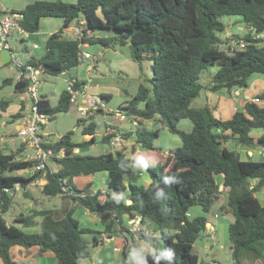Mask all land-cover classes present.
Masks as SVG:
<instances>
[{
    "label": "trees",
    "instance_id": "obj_1",
    "mask_svg": "<svg viewBox=\"0 0 264 264\" xmlns=\"http://www.w3.org/2000/svg\"><path fill=\"white\" fill-rule=\"evenodd\" d=\"M5 11V10H4ZM7 12L19 15V24L25 33H36L42 17H59L61 27L51 33L45 43V52L33 56L27 63L42 69L47 75L57 76L65 72L73 79L74 89L86 83L69 70L76 69L84 60L82 46L86 43L101 45L129 44L130 57L140 63L151 62L152 74L147 79L150 87L140 84L137 93L118 108L131 115L135 124L141 120L157 118L170 132L178 134L181 145L153 162V139L157 131L137 126L120 131L125 140L132 136L139 149L127 156L123 147L114 153L82 154L81 149L96 143V123L92 116L79 119L81 133L86 140H74L72 132L62 134L53 142L43 141L42 146L55 151L62 150L61 158L52 159L56 169L47 168L24 176L21 173L4 174V170H25L33 163L23 160L16 150L5 153L0 147V261L2 264H18L11 255L14 246L50 250L60 264H78L87 258L89 251L84 233L93 234V244L103 243L95 233L111 236L117 226L119 233L129 238L134 256L143 264H204L192 251L194 242L206 230L208 214L213 206L221 213H231L228 238L232 246L233 264L243 263V253L262 258L264 262V203L255 195L264 191V159L256 160L241 153L239 148L264 146V105L246 100L242 109L235 110L230 118L222 119L216 114V105L206 103L193 107L191 103L199 95L202 86L199 73L217 65L208 90L248 86L253 73L264 75V43H249L233 54H225L219 32L224 30L222 16L238 15L245 25L264 31V0H34L20 10ZM85 19L79 37L67 35L65 28ZM110 29L114 35H96L95 30ZM13 81L14 91L21 94L29 84L26 80L5 78L2 85ZM104 100L109 93H100ZM264 99V90L257 94ZM38 109L53 116L58 111H67L71 93L61 91L58 102L52 106L41 94ZM143 103V107L138 104ZM9 101L0 99V110L6 111ZM23 108L15 112L18 118ZM95 111L102 113L100 108ZM182 118L192 122L190 131L177 127ZM134 123V121L130 122ZM43 125V124H42ZM253 128L262 129L257 138L250 134ZM114 136L105 129L101 141ZM233 142L236 148L227 143ZM79 149V151H75ZM136 150H134L135 152ZM133 155V156H132ZM147 155V156H146ZM141 166L149 175L148 185L124 182L130 163ZM106 171L109 183L104 192H92L90 184L77 188L74 176L92 175ZM222 175V183L217 176ZM44 179L41 192L48 196L65 195L68 202L60 209H34L30 214H20L14 223L28 227L36 217L41 218L37 231L31 232L3 218L14 195L5 191L18 183L24 194L28 184ZM63 187L69 194L63 193ZM224 202L217 206L219 196ZM131 200L130 203H126ZM193 206L200 213L188 216ZM82 207L90 213H100L103 230L83 226L73 216L74 210ZM140 217L138 230L124 220ZM152 224L153 229L149 227ZM159 233L165 256L158 259V251L141 249L134 238L153 242V233ZM100 241V242H98ZM161 251V252H162Z\"/></svg>",
    "mask_w": 264,
    "mask_h": 264
},
{
    "label": "rangeland",
    "instance_id": "obj_2",
    "mask_svg": "<svg viewBox=\"0 0 264 264\" xmlns=\"http://www.w3.org/2000/svg\"><path fill=\"white\" fill-rule=\"evenodd\" d=\"M229 20L236 21V23L242 27V30L239 31L235 23L229 28L230 31L244 34L245 23L241 20L240 16L226 15L221 17V21L224 24L229 22ZM94 33L96 35L115 34V32L110 29H98L95 30ZM16 34V32H13V35L9 41L10 45L13 50L18 51V54L24 55V51L22 50L23 42L17 38ZM82 49L89 52L92 57L91 59L84 58L83 62L73 71V75L83 78L86 81L89 93L96 91V89L109 93L110 99L103 100V102L105 104V109L112 112H106L107 114H105V112L100 113L95 111L94 107L88 104H83L84 109L81 110L77 108L74 101H71L69 109L67 111H58L53 116L49 117V119L45 123H43V125L39 129V134L44 141L53 142L57 140L62 134L72 132L73 139L81 140L83 138V135L81 133L82 125H77V121L79 119L92 116L93 120L96 123V143L91 145V147L89 148L82 149L81 153L99 154L105 151L114 153L116 151V148L112 146L111 140H106L104 142L101 141V137L105 132L104 119L113 118L115 116V113H113V111L115 112L118 108L124 106L137 93L140 84H144L150 87V83L147 81V79L151 77L152 74L151 62L149 60H142L140 63L134 61L130 57V47L128 43H116L108 46L98 43H92L86 46H82ZM4 51L8 53L7 50ZM87 64H90L92 66L89 77L86 76ZM216 69L217 65H213L199 73L198 83L202 86V89L199 95L191 103V106L201 107L208 102V99H206V97L207 95L211 97L213 91L208 90L207 87L209 86L210 80ZM14 76V73L8 70L4 63L0 64V99L8 100V105H10L8 108H6V112L3 113L2 116L0 110V147L4 148L3 151L5 153L16 150L21 145L20 139L16 135L17 117L14 115L15 112L19 110L18 109L14 111L16 104L18 103V100H14V98L17 97V93L14 92L13 84L2 85V82L5 78L11 77V79H14ZM255 76H262V78H264V75L260 73H253L249 77L248 83H250ZM65 78L66 77L63 74H59L57 76L41 74L38 78L37 94L39 96L41 94L46 95L50 104L52 106L56 105L61 91L64 90L67 86ZM219 92L223 95L226 94L225 89L219 90L216 93ZM236 104L238 108L241 109V105H239V103ZM260 104L264 105V99H261ZM138 107H143V103L138 104ZM132 120L133 117L131 115H127L124 121L115 122V125L118 126L116 128H119L120 131H125L127 130L126 126L130 124L133 129L137 126H141L150 130H156L157 135L153 139L154 150L152 154H149L148 156L146 155L148 158L151 157V159H153V162H156L158 159H160V156V160H162V156H164L168 152V150L181 145L180 136L178 134L170 132L160 123L157 118L141 120L138 122V124L130 123V121ZM119 126H122L124 129ZM177 127L182 131L188 132L192 128V122L188 118H182L178 121ZM256 130L257 129L255 128L253 133L258 132ZM259 146L261 147L260 144ZM122 147L125 150L126 155L130 157L131 154L135 153L134 150H136V148L139 149V144L136 143L134 136H132L129 140L124 141L119 149ZM260 150L262 153L263 149L261 148ZM261 153L254 156V159H264ZM50 166L51 169H56V165L52 162ZM130 168L131 171L137 169L144 170L141 166L134 162L130 163ZM2 173H21L24 176L28 175L27 171L25 170H4ZM33 187L37 188L36 190L31 191L34 196L33 199H28L26 196H24L22 194V190L18 191L15 194L11 204L9 205V208L5 213H3V218L8 224H15L16 226L28 231L37 230L39 229V226H36L35 224L25 227L21 223H14L13 220L21 213L24 215L30 214L35 209L36 205L45 208L52 206L53 203L56 204V202L53 200H49L47 198L43 199V197L41 196V191H39L38 188V183H35ZM255 195L260 200V202L264 203V191L257 192ZM222 197L223 196H219L218 202L220 201V199H222ZM27 204L28 206H30L28 210ZM58 204H61V201H57V205ZM199 210L200 208L198 206H193L189 210L188 216L190 218L193 217L195 214H198L196 211L199 212ZM215 213L218 216L217 218H214ZM208 217L212 223H217V232L215 234H208L203 232L201 236L194 242L192 251L198 256L199 261L203 262L204 264H233L234 260L231 254L232 246L228 238L227 227L228 219L232 218V214L229 213L227 216L225 213H221L216 206H213L212 210L208 214ZM35 220H38V217ZM86 221L87 222L82 221V223L92 229H95L99 225L98 217H93V221H90L88 218H86ZM149 228L151 230L153 229L152 224ZM96 234L99 233L96 232L95 235ZM82 237L87 241V248L89 251V255H91L94 252V248L97 247L93 244V234L84 233L82 234ZM105 243L109 244L110 246L122 245V243L118 240H109ZM137 244L141 247V249L145 251L159 252L163 250V248H161L162 239L159 233H157V235L154 237L153 242L142 239L138 241ZM262 244H264V241L262 242ZM36 248L38 247L34 246L29 249L20 247L15 252H12L11 250V254L19 264H24V261L27 260L29 256H31L33 259L31 260L32 262L27 261V264H48V262H51V259L47 258L48 256H51V258H54L53 260H56L57 263L53 264H60L55 255L50 250L42 251L44 252V254H47L43 255L42 257L33 255V252ZM250 256L254 257L252 254L244 252L242 264H248L247 260ZM89 258L90 257L88 256L87 258L80 259L79 264H89ZM117 259L125 264H137L132 257L126 258L121 250H118ZM260 259L263 261L262 258ZM18 260L21 261L19 262ZM33 261H35V263H33ZM262 261H260L259 263L257 261L256 264H263ZM0 264L2 263L0 262Z\"/></svg>",
    "mask_w": 264,
    "mask_h": 264
},
{
    "label": "crops",
    "instance_id": "obj_3",
    "mask_svg": "<svg viewBox=\"0 0 264 264\" xmlns=\"http://www.w3.org/2000/svg\"><path fill=\"white\" fill-rule=\"evenodd\" d=\"M31 1L32 0H0V9L5 10V11L20 10L28 2H31ZM64 1H67V0H64ZM75 1L76 0H69L67 2H75ZM62 22H63V20L61 18H59V17H42V18H40L38 32H36V33H26V35H24V36H20L19 34H16L17 38L23 42L22 50L24 51L23 52L24 55L18 54L17 50H13V52L17 53V55L24 62H27L28 59H30L33 56L38 57V56L43 55L44 52H45V43H46V40H47L48 36L51 33L57 31L61 27ZM235 23H236V21L229 20V22L224 24V26H225L224 28H227V27L230 28ZM236 27H237V29L239 31L242 30V27L240 25H238L237 23H236ZM66 28H65V32L67 33V35H69L68 34V30H66ZM233 33L239 34L238 32H233ZM86 45H88V43H86L84 46H86ZM84 52H87V51H84ZM9 59H10V55L4 50H0V64L4 63L6 68L8 70H10L12 73H14L15 76H14L13 80L15 82L17 80L16 71H15L14 68H12L10 66ZM7 78L11 79V77H7ZM77 78L83 79V78H80V77H77ZM10 84L14 85L13 81ZM232 90H234V92H235L234 96L230 95ZM232 90H230V91L226 90V94L225 95H223L220 92L219 93L213 92L211 97H209L208 95L206 97V99H208L207 103L215 104L217 106L216 107V114L219 117H221L222 119L230 118L233 115V112L235 110H239V108H238L236 103H239V105H241V109H242L244 104H245V102H246V100H252L253 101L254 98H257V94L264 90V78H262V76H255V77H253L252 81L250 83H248L247 87L234 88ZM100 93H107V92L99 91V90L96 89V91L91 92L90 94H98L99 95ZM14 100H18V103L16 104V107H15L14 111H16V110H18L20 108H24V105L26 103H29L28 100H22L21 95L19 93H17V97H15ZM9 106L10 105H8V107ZM5 112L6 111H1V116ZM119 127L123 128L122 126H119ZM126 127H127L126 128L127 130L128 129H132L130 124H128ZM256 129H257L256 131H258V132H254L253 133L255 128H253L250 131V134L253 137H255V138H257L258 136H260L262 134V129H260V128H256ZM86 139H87V137L83 136V138L81 140H86ZM74 140H76V139H74ZM227 145L230 148H236V146H235V144L233 142H228ZM89 147H91V146H88V147H85V148H82V149H86V148H89ZM258 147H260L259 144L256 145L254 148L242 147V148H239V149H240L242 154L245 155V153H246L247 155L252 156L254 158V156H256L257 154L261 153L260 149L262 148L263 151H262L261 154H262V156L264 158V146H261L260 148H258ZM82 149H81V151H82ZM77 151H79V149H76V152ZM124 152H125V150H124ZM137 152H138V148H136L135 153H137ZM258 160H263V159H258ZM222 179H223L222 175H218L217 176V181L220 184L222 183ZM72 180H73V182H74V184L76 185L77 188H82V187L85 186V184L89 183L90 184V190L92 192H95L97 190H100L101 192H104L106 190L107 186H108V183H109V176H108V173L106 171H100V172H96L95 174H92V175H83V176L78 175V176H74ZM124 182H125V184L133 183V184H138V185L142 184V185L146 186L150 182V177H149V175L147 174V172L145 170H138V169L137 170H132V171L130 170L129 173L125 174ZM35 183H38L39 191H41V185L45 183V180L44 179H40L38 182H33V183H30V184L27 185V187L25 188L26 194H24L23 192H22V194L24 196H26L28 199L29 198L33 199V197H34L31 191H34V190L37 189V188L33 187V185H35ZM41 196L43 197V199L47 198L49 200H53V201L56 202V204L53 203L54 205L52 204V206H50V207H45L47 209H60L63 206V204L68 202V200H67L65 195H56L54 197H48V196L44 195L41 192ZM221 196L224 197V195H221ZM223 197L217 203V206L221 205L224 202ZM57 201H61V204L57 205ZM29 207L30 206H28V204H27V210L29 209ZM35 209H42V207H39V205H36ZM200 211L201 210H199V212L198 211H196V212L200 213ZM228 214L229 213H227L226 215L228 216ZM73 216L75 218H77L83 226H87V225L82 223V221L83 222H87L86 218H88L90 221H93V217H98L99 225H98V227L95 228V230H99V231L103 230V226L104 225L101 222L102 214H100V213H90V212H88L86 209H84L82 207H77L74 210ZM217 217L218 216L215 213L214 214V218H217ZM35 219H34L33 224H35L36 226H40L41 218L38 216V220H35ZM124 220L128 224L131 223L130 222L131 219H129V217L127 215L124 216ZM232 220H233V216H232L231 219H228L227 227H228V224ZM217 226H218L217 223H212L211 220L209 219V222L206 224V230L204 232L208 233V234H211V233L215 234L217 232ZM37 230H31V232H34V231H37ZM156 235H157V233H153V237H155ZM103 237H105V241L103 243L94 244L97 247H95L94 250H93L94 252L91 255H89V257H90L89 258L90 259L89 264H95V263H97V264H125V263H123V262H121V261H119L117 259L118 258V250H121L123 255L126 258L132 257L133 260L137 264H143L142 260L140 258H137V257L134 256L133 249L131 247V243H130L129 238H127L124 235H122L121 233H119L117 226L114 227L111 236H107L106 233H101L97 238L101 239ZM134 238H135V240H137V242L140 241L139 239H137L136 234H134ZM109 240H114V241L118 240V241H120L122 243V245L121 246H119V245H114V246L111 245L110 246L109 244L105 243V242H107ZM98 242H100V241H98ZM19 248H20V246H14V247H12L11 250H12V252H15ZM22 248H25V247H22ZM161 248H163V247H161ZM161 248H160V250H161ZM25 249H29V248H25ZM42 251L43 250H41L38 247V248H36L34 250L33 255H37V256H40V257H42L43 255H47V254H44V252H42ZM159 252H161V251H159ZM47 258L51 259V262H48V264L49 263H51V264L57 263L56 260H53L54 258H51V256L50 257L48 256ZM32 259L33 258L31 256H29V258L24 261V264H27V261H31ZM18 261L20 262L21 260H18ZM257 261L259 263L262 260L260 258H255V257H251L250 256V257H248L247 263L248 264H256ZM33 263H35V261H33ZM262 263L264 264L263 261H262ZM78 264H79V261H78ZM127 264H132V263H127Z\"/></svg>",
    "mask_w": 264,
    "mask_h": 264
},
{
    "label": "built area",
    "instance_id": "obj_4",
    "mask_svg": "<svg viewBox=\"0 0 264 264\" xmlns=\"http://www.w3.org/2000/svg\"><path fill=\"white\" fill-rule=\"evenodd\" d=\"M86 23L85 19L81 18L72 23L66 28L68 30L69 36L72 38L79 37L82 33V28ZM13 32H16L20 36L26 35L24 30L19 24V15L16 13H11L0 9V50H7L10 55V66L15 69L17 80L22 79L29 82L24 92H22V100H28L29 103L24 105V108L21 112V115L17 118L16 126V135L20 139L21 144L24 146V150L19 154L20 158L23 160L32 161V165L26 169L28 174H34L38 171L43 173L47 168H50L52 159L61 158L64 155L62 150L55 151L52 148H45L42 146L44 141L39 134V129L42 124L48 120V115L38 109V100L39 95L37 94V85L39 76L45 75L46 73L40 69L36 68L33 65L22 61V59L13 52V49L10 45V39L13 35ZM221 44L218 48L225 54H233L244 49L249 43H264V31H258L252 25H245L244 34L233 33L229 28H224L223 31L218 33ZM83 57L85 59H91V55L88 52H83ZM92 66L87 64L86 66V76L89 77ZM63 75L66 73L63 72ZM65 81L67 83L66 90L71 93V101H74L77 108L83 110L84 105L88 104L94 108H100L105 114L108 111L105 109V104L98 94H90L88 92L87 83L83 84L80 89H74V81L65 75ZM231 96L235 95L234 90L230 93ZM81 98V99H80ZM254 102H259L260 99L254 98ZM107 112V113H106ZM115 116L111 119H104L105 129L108 133H113L114 136L110 139L112 146L119 149L121 144L125 141L120 135L119 128H116L115 122H122L126 119L125 112L117 109ZM134 123L135 119L133 118ZM130 121V122H132ZM38 182V180L34 181ZM22 190L21 186L18 183H15L12 188H5V191L10 192V194L15 195L18 191ZM63 193L69 194L70 192L66 191L63 187ZM132 231H137L138 226L137 222L132 219ZM105 241V237L102 239Z\"/></svg>",
    "mask_w": 264,
    "mask_h": 264
},
{
    "label": "water",
    "instance_id": "obj_5",
    "mask_svg": "<svg viewBox=\"0 0 264 264\" xmlns=\"http://www.w3.org/2000/svg\"><path fill=\"white\" fill-rule=\"evenodd\" d=\"M73 70H74V69L71 68L69 71H70V72H73ZM130 202H131V200H127V201H126V203H130ZM139 220H140V217H137L136 219H134V221L137 222V223L139 222ZM131 221H132V220H131ZM99 235H100V234H96L97 237H98Z\"/></svg>",
    "mask_w": 264,
    "mask_h": 264
},
{
    "label": "clouds",
    "instance_id": "obj_6",
    "mask_svg": "<svg viewBox=\"0 0 264 264\" xmlns=\"http://www.w3.org/2000/svg\"><path fill=\"white\" fill-rule=\"evenodd\" d=\"M23 110V109H22ZM76 151V150H75ZM132 220V219H131ZM166 255V253L165 252H160L158 255H157V259L159 258V257H161V256H165Z\"/></svg>",
    "mask_w": 264,
    "mask_h": 264
}]
</instances>
